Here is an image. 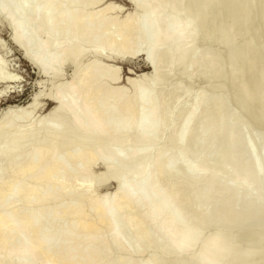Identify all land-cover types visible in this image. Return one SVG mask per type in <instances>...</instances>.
I'll return each mask as SVG.
<instances>
[{
  "label": "bare ground",
  "instance_id": "bare-ground-1",
  "mask_svg": "<svg viewBox=\"0 0 264 264\" xmlns=\"http://www.w3.org/2000/svg\"><path fill=\"white\" fill-rule=\"evenodd\" d=\"M128 1L140 9L131 21H112L105 13L89 12L92 0H0V14L4 15L11 28L12 42L38 74L51 82L44 97L55 103L48 114L50 119L38 120L35 124L30 121V116L39 107L38 100L43 91H37L26 106L8 108L4 122L0 123V135L13 137L4 151L18 146L29 131L36 128L38 137L47 132L56 139L69 130L100 140L104 151L113 155V159L103 156L108 171H119L130 158L147 159L139 171L117 179L116 191L92 206V211L100 219L85 225L82 199L62 205L61 192L66 185L64 177L71 175L74 192L81 188L90 191L95 181L89 171L99 158H87L85 149L81 148L82 143L69 144L67 152L62 155L56 153L55 142L43 150H35L21 176L34 172L32 176H38V180L34 178L39 182L54 169L56 176L51 187H43L37 201L31 200V192L21 180L11 186L4 199L0 197V244L4 245L0 250V264H35L40 252L43 253L39 258L41 264H165L166 258L170 260L168 264H217L220 258L222 262L228 259L227 251L236 246L234 239L246 225H263L264 228V134L259 129L262 126L259 121L264 116V29L259 34L264 20V15L261 16L264 14V0H217L223 6L221 11H224V25L220 26L230 39L233 31L235 36H241L243 33L239 31L243 32L246 23L254 27L257 21L254 28L259 31L253 34V40L250 38L252 42L248 41L246 49L236 45L234 54H239L236 63L239 70L243 66V73L238 71L241 76H237L238 73L234 75L233 72L230 80L227 66L219 55L211 57L209 51L188 53L189 48L185 46L197 37V13L194 11L203 10L204 16H199L198 22L206 19L209 23L211 20L213 9L208 7L211 6L208 5L209 0H187L189 12L186 17L168 16L163 8L176 9L177 3L183 0ZM254 9L261 20L251 15ZM108 10L110 8L104 12ZM206 27L205 33L211 40L212 37L215 39L214 31H221V27L217 29L214 26L216 30L213 25ZM131 32L136 34L133 39ZM245 32L247 35L248 30H244V35ZM224 38L222 42H225ZM227 40L226 43L231 42ZM208 43V40L202 43V48L208 49ZM257 47L262 48L261 52ZM251 48L255 53L258 50L263 60L261 63H257L259 58L254 57L255 61L252 55L248 56L247 52L253 50ZM113 53L126 58L141 54L145 64L151 68L150 75H142L131 82L133 90L128 94L121 89L112 91L119 71L102 65L103 56ZM185 56L188 60L183 77L191 78L193 73L202 74L210 68L221 72L224 80L210 89H202L192 98L188 96L192 106L186 117L175 124L184 106L178 105L166 112L164 100L178 86L166 88L160 75L164 68L171 72L177 59ZM66 66L73 69L72 78L69 82L59 83L57 80L64 77L62 70ZM5 79L0 69V82ZM38 83L37 87L42 89L43 82ZM159 89L164 91L159 92ZM93 98H100V101L93 104ZM250 100L258 101L262 108L260 112L259 109L254 112L255 115L248 109L247 101L250 103ZM199 106L202 109L197 113ZM251 116L255 119L249 125L246 122ZM24 121L30 124L16 134L18 124ZM165 122H170L174 130L171 140L178 144L179 151L158 153L151 145L127 150L111 147L112 143L124 141L132 134L141 141L155 143ZM251 131H260V136H255L254 141L248 135ZM257 143L260 149H257ZM23 153L19 150L11 156L0 151V158L11 157L12 164H16ZM190 157L192 161L188 160ZM75 158L77 161L73 163ZM217 163H224L230 178L210 172L214 166L218 172L222 170ZM208 166H211L210 170ZM23 191L26 199L24 197V202L15 206L16 198ZM49 203L53 204L51 210L46 208ZM31 207L39 209L32 211ZM60 214L75 215V224H71L69 219L60 221ZM105 223L109 224V229L102 234L101 225ZM84 228L88 232L80 236ZM210 228L216 230L214 237L200 246V249L203 247L200 254L191 253L190 250L200 245L201 239L203 241L205 229ZM232 230L237 231L230 234ZM12 239L15 240L13 244L10 243ZM149 248L158 251V255L149 261L125 258L138 256ZM258 250L264 252L262 233H258L254 245L243 250L244 256ZM114 252L120 256L112 257ZM223 256L227 257L223 259Z\"/></svg>",
  "mask_w": 264,
  "mask_h": 264
},
{
  "label": "rangeland",
  "instance_id": "rangeland-1",
  "mask_svg": "<svg viewBox=\"0 0 264 264\" xmlns=\"http://www.w3.org/2000/svg\"><path fill=\"white\" fill-rule=\"evenodd\" d=\"M92 1H93L92 5H90L88 7L89 12H91V13H99V12L105 13L106 16L112 21H120V20L122 21L123 19L131 21L140 12V9L135 7L128 0H92ZM170 1H172V0H170ZM213 1H214V3H213ZM213 1L210 2V0H209L208 5H211V6H208V7H210L213 10H211L209 8L211 10L210 14H212V15H210V17H209V18H211V20H209V19H207V20H209L208 21L209 23H210V21L212 22V20H213L214 23L213 22L211 24L206 23L205 17H204V19H205L204 21L201 19L200 20L201 22H198L199 21L198 18H200L199 16H201V18H202L204 16V14H203V10L201 11V8L195 10L194 14L197 13L196 14V16H197V20H196L197 21V23H196L197 37H196V39L191 41V43L189 42L190 44L186 43L185 46H187L189 49L187 47H185V50L188 49V53L197 52L200 54H203V53H206L207 51H209V54L211 55V57H213L215 54L219 55L221 57L222 63H224V66L225 67L227 66L226 67V72L228 74L227 77L230 80L231 76L237 75L238 71H241L243 73V66H242L241 70H239L237 67L236 62L239 58V54H234L235 47H236V45H237V47L242 45V48L246 49L248 44H249L248 41H250V44H251L252 41L250 40V38H252V40H253V34L255 35V34L259 33V31H257V29H255L256 28L255 25H256L257 21H255V24H254L255 28L253 26H252L253 27L252 28L251 25L248 23H246L247 24V26L245 25L246 27H244V28L242 27L245 31H246V29L248 30L247 35H246L247 32H245V35H244V30H243V32L239 31L240 34L243 33V34H241V36L239 34H236V36H235L234 31H233L232 34L235 37H233V35H231L232 37L230 39L229 38L230 35L225 34L222 30V27L224 25V22H223L224 17L222 16V13L224 11H221V10L223 9V6L221 7L220 5H222V4L218 3L217 0H213ZM218 1L222 2L221 0H218ZM187 2H188L187 0H183L181 2H178L176 9H170V7L165 6V7H163L164 13L168 16L176 15L178 17H186L188 12H189L188 11L189 9L187 7L189 2L188 3ZM178 4H179V6H178ZM217 5H218V7H217ZM220 7H221V9H220ZM107 8H110V10L104 12ZM262 9H264V5H263ZM261 14L262 13L260 12V15ZM220 15H221V17H220ZM251 15H254L253 18H255L257 16L256 20L257 19L261 20L262 19L261 16H263L264 14L259 16L256 14V10L254 9L252 11ZM212 17L214 19L215 18L216 19L214 20ZM217 17H220V18L217 19ZM216 22H217V24H216ZM260 22L257 23L258 28H259ZM204 23H206L207 25ZM263 23H264V20H263ZM263 23L261 22L259 34H261L263 29H264V27H262ZM220 24L221 25L223 24L222 27L220 26ZM201 25L204 26L203 30H202ZM210 25H213L212 28L215 30H216V27H218L217 29H220V27H221V31L220 30L214 31V32H216V34L213 33V36L215 35V39H214V37H212V40L208 39V36L205 33L206 32L205 27L206 26L208 27ZM248 25H249V27H248ZM199 26H201V27H199ZM214 26H216V27L214 28ZM207 27H206V29H207ZM198 31H199V33H198ZM217 31H218V33H217ZM224 31L226 32L225 27H224ZM255 31H257V32H255ZM132 32H131L130 37L133 39L136 34L132 33ZM222 33H224V35H226L225 38L223 37L224 35ZM250 33H251V35H250ZM11 35H12V31H11V28H10L6 18L4 17V15L0 14V69L2 70V73L4 74V76L6 77V79L4 81L2 80L0 82V123L4 122L3 118H4V115H5L8 108H12V107H16V106L23 107V106L28 105L31 102L33 95H35L37 91H43V93H42L41 98H39V100H38V103H40L39 107L31 113V116H30L31 120L30 121L33 124H35L38 120H41V121L48 120V118H49L48 114H50L49 111L53 110L55 103L52 102L51 100L47 99L46 97H44L45 96L44 94H47L48 91L50 90L51 82L48 81L47 79H43L41 77V75L38 74L37 70L32 65H30L31 63H29V61L25 57H23L24 55H23L22 51L20 50V48H18L16 46V44L14 42H12L13 40H12ZM198 35H199V37H198ZM221 35H223V36H221ZM237 35H238V37L240 36L239 39H238ZM203 36L206 38L204 39ZM227 36L231 42H228L229 40H227ZM221 37H223L225 39V42L221 41L223 39ZM248 37H249V39H247ZM207 40L210 42V43H208L210 45L209 48L208 49L202 48V46H201L202 43H206ZM226 40L228 43H226ZM245 42H247V43H245ZM140 44L143 45L144 43L140 40ZM246 44H247V46H246ZM257 48H259V47H257ZM251 49H253V50H250L247 52V53H249L248 56L252 55L251 57L255 61L257 59H255L254 57L259 58L260 61L259 62L257 61V63H261L263 60H262V58L260 59L261 56L259 57L260 53L258 52V50L256 51V53H257V55H256V53L254 52L255 51L254 48H251ZM261 49L259 48L260 52H261ZM262 53L264 55V50ZM263 55H262V57H263ZM245 56H244V58H246ZM185 57L186 58L182 57L181 59H177V61L175 62V65L173 67V70L171 72L169 69L166 70L164 68V69H162V73L160 75V78L164 82L163 84L165 85L166 88L173 89L174 86H178L176 88V90H172L173 93L166 96V98L164 100V103H165L164 111H166V112L171 111L172 109H174L178 105L184 106V109L176 117L175 124H179L186 117V114L188 113V111L190 110V108L192 106L190 98L194 97L195 96L194 94L197 95L198 92H199L198 94H200V91L202 92V89H204V88L210 89L212 86H214V85L218 84L219 82H221L222 80H224L221 72L211 70L210 68H208L207 70H204V73H202V74L200 72L193 73L191 78L190 77L189 78L183 77L184 70H185V67L187 65V60H188L187 56H185ZM101 61H102L103 66H106L110 69H116L119 71V78L115 82L113 87H111L113 92H116L118 89L123 90L126 94L132 92L133 88H132L131 82H133L134 80H136L137 78H139L142 75H144V76L147 74L150 75V72H151L150 66L148 64H145L146 62H144L141 54L126 58V57H123V56H120L118 54L113 53V54H109L108 56H103ZM88 63H90V62H88ZM164 67H165V65H164ZM228 68H229V70H228ZM239 68H240V66H239ZM230 70H231V72H230ZM62 71H63L62 76H64V77L61 78V80L60 79L57 80V82H59V83L69 82L70 78H72L73 69L66 66L63 68ZM226 72H225V74H226ZM233 72L235 73L234 75H233ZM241 72L238 73L237 76H241ZM224 78H225V76H224ZM233 78L234 77H232V79ZM41 81L43 82V84L40 86L42 89L37 87V86H39L38 82H41ZM11 91H14V92L11 93ZM158 91L162 92L164 90L159 89ZM188 96L190 98H188ZM99 101H100V98H93L91 100V102L93 104H96ZM14 105H16V106H14ZM247 106H248V109H250L254 115L256 112H258V109H259V112L262 110L258 101L256 103L253 100H250V103H249V101H247ZM253 108H254V110H253ZM255 108H256V110H255ZM201 109H202V107L199 106L196 109L197 113H200ZM257 114L259 115V113H257ZM258 115H256V117ZM119 116H121V113L118 115V117ZM263 117L264 116H262V119H261V117L260 118L258 117L259 119H261L259 121V123H260L259 125L263 126V127L259 126V129H262L261 134H264V131H263L264 118ZM254 119H255V117L251 116L250 118H248L246 123H248L250 125ZM6 122H9V120H7ZM24 122H21L20 124H18V129H17L16 134L21 133L24 129L27 128L28 124H30L28 121H24ZM259 132L260 131H253V132L251 131L250 133L248 132V135L250 134L251 141H254L255 136H256V138H258V136H260ZM37 133L38 132H37L36 128H32L29 131V133L26 135V137L23 138L22 141L18 144V146L12 148L9 151H4V150L8 147V143L11 140V137H13V136L7 137V136H3V135L1 136L0 135V151H3L6 154L11 155V156L13 153H15L19 150H21V152H22V150L24 151V153L19 158V160L17 161L16 164H12L11 157H7L4 159L0 158V197L2 199H4V196L6 195V193H8V191L12 188L11 186L12 185L14 186L16 181L20 182V180H21L24 184V187L31 192V197H30L31 200L37 201L38 198H40L43 187L45 185L46 186L49 185V187H51L50 186V185H52L51 182L54 180L56 175H55V171H54L55 169L51 170L49 175L46 178L44 177L45 179L43 178V180H41L39 182L36 181V180H38V178H37L38 176L37 177L32 176V175H34L33 174L34 172L29 173L26 176H21L22 169L28 163V159H29L30 155L37 149L43 150L42 149L43 147L45 148L47 145H49L53 142L56 143V153L58 155L65 154L67 152L66 150H67L69 144L82 143L81 148L85 149V155L87 158H89V159L92 157H98L99 158L96 160V162L93 164L92 168H90V171H89L90 177L94 179L95 184L90 191H84V189L81 188V189L76 190V192H74L73 191V178L71 177V175H67L66 177H64L66 185L61 192V196L63 199V204H62L63 206L69 204L72 200H76L79 198L82 199L83 205H84L83 211H82L83 212L82 218H83V222L85 223V225H88L89 223L94 222V221H98L100 219L99 216L96 215L92 211V206L97 201H99L101 198H103L104 196L111 195L116 191L117 179L121 178L123 176H126V175H132L135 172L139 171L145 165L146 160H147L144 157L132 158V159L130 158L128 160V162L126 163V166L121 168L119 171H112V170L108 171L105 169L104 159L105 158L113 159V155H112V153H109L108 151H104V148H102L103 145L100 143V140H98V139L93 140V139L85 137L81 134L71 132L69 130L66 131L64 134H62V136L57 137L56 139L50 137L47 132H42V134L39 137H38ZM158 135H159V138H158L157 142L151 143L149 141H141L137 137V135L132 134L131 136L126 138L124 141L112 143L111 147L115 150H122V149L127 150V149H133V148H144L146 146L151 145L152 149L158 153H162V152L173 153V152L179 151L178 144L175 141L171 140L173 135H174V130L172 129L170 122H165L163 124L161 131ZM109 145H110V143H109ZM257 145H258L257 149H260L261 148L260 144L257 143ZM103 156H107V157L104 158ZM188 160L192 161L193 158L190 157V158H188ZM76 161H77V158H75L73 160V163H75ZM221 161L222 160H220V162ZM216 165H218V163ZM209 167H211V166H208V168ZM215 167L216 166L212 167V170L210 171L211 173H215V174L220 173L217 175L221 176V174H222L223 175L222 177H224L226 179L230 178L229 177L230 173H228L227 170H225L226 167L224 166V163L223 164L220 163V165H218V168L222 169V170H220L222 172H220V171L218 172L217 171L218 169L217 168L215 169ZM222 167L224 168V170ZM205 168H207V167L205 166L203 168L204 171H205ZM210 169L211 168H209V170ZM214 170H215V172H212ZM207 171H206V173H207ZM224 171L227 174H225ZM208 173H209V171H208ZM36 175H38V174H36ZM34 177L37 179L35 180ZM21 194H24V191ZM21 194L19 197L16 198L15 206L16 205L19 206L26 199L25 194L24 195H21ZM24 197H25V199H24ZM1 198H0V200H1ZM46 208H47V210H51L53 208V204L51 203ZM38 209H39L38 207H31L32 211H38ZM73 218H75V215L73 216L72 214H60L59 215L60 221L65 222L66 219H69V221L72 220V221H70L71 224H75V221L73 220ZM246 226L248 229L246 228ZM246 226L244 227L245 229L243 228V230L241 232H239V236L235 237L236 239H234V240L236 242L234 241V244L236 246L231 247V250L229 249L230 252L227 251L229 253V256L227 254L229 261L226 262L228 260V259H225L227 256H223L224 257L223 259L226 260L223 262H222L221 258L218 259V261L221 260L220 262H217L215 259H213L216 261L217 264H221V263L224 264L225 262H226L225 264H230L231 262H232V264H235V263L241 264L242 262H243V264H245V263H247V264H249V263H251V264H264V252L262 253V252H260V250H258V252H256V253L254 252L255 254H251L252 256L251 255L244 256V251H243V250H246L247 248L249 249V247H251L252 245L255 244L258 233L264 234V228H262L263 225H262V227H261V225L255 226L254 224L249 225V226L246 225ZM261 228L263 231L261 230ZM84 229L85 230L81 231L80 236H84L88 232V230L86 228H84ZM108 229H109V224L105 223V224L101 225V233L102 234H106V231H108ZM250 229L251 230L254 229V230L250 231ZM246 230L249 231V233L246 232ZM235 231H237V230L230 231V234H235L236 233ZM258 231H260V232H258ZM215 232H216V230L214 228H210L209 230L205 229V231L203 232V241L201 239L200 245L191 249L190 250V251H192L191 253L200 254L202 252L201 249L203 248V247H201V249H200V246H202V245L204 246L206 244V242H208V240L210 241L214 237L213 235L215 234ZM254 232L255 233L258 232V233L255 234ZM250 233H251V235H250ZM247 234H248V237H246ZM227 235L229 237V233ZM210 237H212V238H210ZM14 242H15L14 239H12L10 241L11 244H13ZM220 247H221V245H219V248ZM3 248H4V245L1 243L0 244V250H2ZM198 249H200V250H198ZM234 251H236V252H234ZM258 253H259V255H258ZM231 254H232V257H231ZM157 255H158V251L155 248H149V249L143 251L142 254H140L138 256H133V257L125 256V258H126V260H129V261L146 262V261H149L150 259H152L153 257L157 256ZM192 255H194V254H192ZM235 255H236V257H235ZM240 255L243 256V259H242V256H240ZM41 256H43L42 252L39 253V258H42ZM111 256L112 257H119L120 254L118 252H114ZM237 257H239V258L237 259ZM39 258H37V260L35 261V264H41ZM231 258H232V260H231ZM233 258L235 261H233ZM168 260L169 259L166 258L164 263L168 264L170 262V260H169V262H168ZM236 260H238V261H236ZM5 264H8V263H5Z\"/></svg>",
  "mask_w": 264,
  "mask_h": 264
},
{
  "label": "water",
  "instance_id": "water-1",
  "mask_svg": "<svg viewBox=\"0 0 264 264\" xmlns=\"http://www.w3.org/2000/svg\"><path fill=\"white\" fill-rule=\"evenodd\" d=\"M14 92V91H13ZM13 92H11V93H13Z\"/></svg>",
  "mask_w": 264,
  "mask_h": 264
}]
</instances>
